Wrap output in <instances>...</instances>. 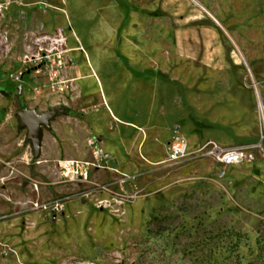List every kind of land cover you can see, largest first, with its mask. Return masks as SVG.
Segmentation results:
<instances>
[{
    "label": "rangeland",
    "instance_id": "374dc122",
    "mask_svg": "<svg viewBox=\"0 0 264 264\" xmlns=\"http://www.w3.org/2000/svg\"><path fill=\"white\" fill-rule=\"evenodd\" d=\"M100 80L189 150L66 174L64 138L43 124L37 150L18 111L77 110ZM263 130L264 0H0V264H264V144L229 165L197 152Z\"/></svg>",
    "mask_w": 264,
    "mask_h": 264
},
{
    "label": "crops",
    "instance_id": "0c3cea01",
    "mask_svg": "<svg viewBox=\"0 0 264 264\" xmlns=\"http://www.w3.org/2000/svg\"><path fill=\"white\" fill-rule=\"evenodd\" d=\"M100 85L103 95L98 96L96 101H89L77 110L67 107L61 114L57 113L51 118L52 144L56 146L60 138H64L63 143L71 149L69 158L75 159L78 155H92L88 138L94 135L97 144L109 153L108 163L111 168L120 172L123 170L122 164L126 162L125 173L137 174L148 163H154L160 155L167 154L166 144L175 133L165 123L160 124L153 113L135 121L132 112L127 110L125 95L116 101L113 89L105 86L102 80ZM140 119L143 124L138 122Z\"/></svg>",
    "mask_w": 264,
    "mask_h": 264
},
{
    "label": "built area",
    "instance_id": "2783aa9c",
    "mask_svg": "<svg viewBox=\"0 0 264 264\" xmlns=\"http://www.w3.org/2000/svg\"><path fill=\"white\" fill-rule=\"evenodd\" d=\"M264 144V130L261 133V137L257 143L254 144H243V145H231L225 147L218 144L215 140H207L204 142H198L197 152L203 153L217 159L224 165H229L232 163H239L244 161L246 158L251 156V149L257 148L258 146H263ZM88 146L91 148L93 160H76L71 158L63 159L62 167L64 172L68 175L79 176L81 173V167L88 165L97 164L103 168H109L108 158L109 153L104 151L98 144L96 136H91L88 138ZM168 152L167 157L170 159H178L185 154L191 145L188 139L183 135L174 134L167 142ZM34 205L39 207H51L52 209L60 210V205L58 201H53L48 203H40L36 201Z\"/></svg>",
    "mask_w": 264,
    "mask_h": 264
},
{
    "label": "water",
    "instance_id": "95a60500",
    "mask_svg": "<svg viewBox=\"0 0 264 264\" xmlns=\"http://www.w3.org/2000/svg\"><path fill=\"white\" fill-rule=\"evenodd\" d=\"M60 109V107L55 106L53 109L43 113H37L34 108H23L18 111L22 124L28 127L30 137L33 139L34 146L37 150H40L39 147L43 137L42 125L49 124V118Z\"/></svg>",
    "mask_w": 264,
    "mask_h": 264
},
{
    "label": "bare ground",
    "instance_id": "6f19581e",
    "mask_svg": "<svg viewBox=\"0 0 264 264\" xmlns=\"http://www.w3.org/2000/svg\"><path fill=\"white\" fill-rule=\"evenodd\" d=\"M84 69H85L86 76H90L91 74H93V75H97L98 78H99V75H98L97 72H91V66L90 65L86 66ZM260 106H261V109H262V107H263L262 101L260 102ZM183 133H184V135L187 134L186 132H183Z\"/></svg>",
    "mask_w": 264,
    "mask_h": 264
}]
</instances>
